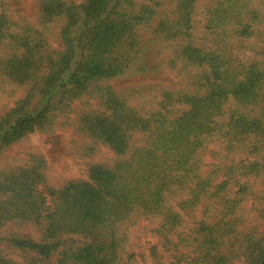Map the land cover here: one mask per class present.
<instances>
[{"label": "rangeland", "instance_id": "374dc122", "mask_svg": "<svg viewBox=\"0 0 264 264\" xmlns=\"http://www.w3.org/2000/svg\"><path fill=\"white\" fill-rule=\"evenodd\" d=\"M90 1L0 0V264H264V0Z\"/></svg>", "mask_w": 264, "mask_h": 264}, {"label": "trees", "instance_id": "16d2710c", "mask_svg": "<svg viewBox=\"0 0 264 264\" xmlns=\"http://www.w3.org/2000/svg\"><path fill=\"white\" fill-rule=\"evenodd\" d=\"M106 0H91L89 5L91 3H93V5H96L97 7L102 6L105 3ZM106 63V61H103V64ZM16 131V129H15ZM15 134V132H14ZM110 177H112L111 180L101 184L100 186L102 187H106L108 186L110 183L114 182V180L116 181V175L113 172H109ZM120 177H118L117 179H119ZM159 187L156 188V190H158ZM116 191V190H114ZM131 191H129L128 196H130ZM127 195L125 193L122 194L121 198H125ZM97 199L95 197H93L92 199H90L89 201L86 202V204L82 205V208L80 210L81 216L80 219L81 220H85V219H91L94 220L95 222H104L106 219V213L104 212L106 209L103 208L102 206H99L97 203ZM32 245H35L32 243ZM59 245L58 240H53L51 243L50 242H46L44 244H42L41 246H39L41 249L48 251L50 248ZM100 254H97V258H95V260L92 262V264H103L106 261V257L105 256H101V258L99 257Z\"/></svg>", "mask_w": 264, "mask_h": 264}]
</instances>
